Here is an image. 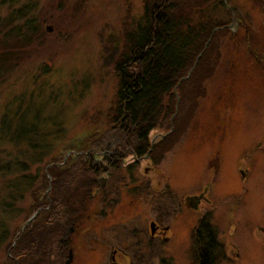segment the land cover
I'll use <instances>...</instances> for the list:
<instances>
[{
  "label": "rangeland",
  "instance_id": "374dc122",
  "mask_svg": "<svg viewBox=\"0 0 264 264\" xmlns=\"http://www.w3.org/2000/svg\"><path fill=\"white\" fill-rule=\"evenodd\" d=\"M224 1L231 13L228 26L234 40L219 36L220 60L197 105L190 109L191 117L187 123L184 121V128L161 145L168 130L155 129L150 136L151 145L158 143V153L162 152L158 154L157 178L163 188L159 212L161 220L163 216L171 220L180 209L182 196L202 187L212 177L217 182L216 194L220 195L212 220L218 236L229 245L226 250L232 254L239 251L240 259L235 264H264V232L256 230V225L264 226V153L255 154L251 164L243 168V176L239 168L242 151L250 143L254 147L261 138L258 133L264 130V61L255 60V55L264 59V0ZM143 3L144 0H0V52L7 49L13 53L10 68V63L0 64V116L6 118L0 128L6 126L12 133L17 125L31 122L37 123L41 131H51L47 119L64 123L65 131L56 136L51 153L59 161L67 151L101 153L116 149L126 153L105 122L115 80L104 57L107 46L120 48L123 30L139 19ZM27 22L33 24L35 31L28 30ZM239 106L248 118L247 125H241L246 132L232 125ZM18 107L21 114L16 116ZM221 118L224 121L219 125ZM222 125L226 130H221ZM248 129L256 130L251 131L255 141L248 136ZM16 147L12 141L0 139V159L20 156ZM39 165L42 166L33 164L30 171L36 172ZM130 166L127 180L133 181L139 172L133 170L131 177ZM44 167L38 176H42ZM4 183L0 176V189ZM235 201L241 205L237 211L238 230L228 235L233 228L231 219L225 222L222 216ZM31 203L29 195L20 202L25 211L15 220V226L22 227L27 220ZM88 208L89 203L87 213ZM178 213L184 214L181 210ZM191 215L186 213L184 219ZM195 216L190 219L192 223ZM134 217L129 220L131 226L140 224ZM180 224L177 223V231L182 233ZM77 233L78 229L71 235L72 243L88 245L89 235L85 233L81 243H76ZM180 244L186 246L172 254L176 261L172 264H192L191 244ZM3 251L0 248V257H4Z\"/></svg>",
  "mask_w": 264,
  "mask_h": 264
},
{
  "label": "trees",
  "instance_id": "16d2710c",
  "mask_svg": "<svg viewBox=\"0 0 264 264\" xmlns=\"http://www.w3.org/2000/svg\"><path fill=\"white\" fill-rule=\"evenodd\" d=\"M230 17L223 0H144L139 19L123 30L120 48L106 47L104 62L112 71L115 85L105 122L126 153H158V143L150 142L155 129L168 130L161 145L184 128L191 117L190 109L197 105L220 60L219 36L234 40L228 26ZM31 25L28 30L35 31ZM12 54L7 49L0 52V64H11ZM191 68L189 76L181 79ZM20 109L16 116L21 114ZM5 119L0 116V123ZM34 119L37 122L38 113ZM47 120L51 131H41L31 122L17 125L12 133L6 126L0 128V139L12 141L16 153H21L0 159V176L5 181L0 189V248L4 249L0 264L61 262L63 254L52 250L47 252L45 263L41 250L68 245L67 239L61 242L59 237L72 223L71 217L75 214L73 221L75 217L79 221L87 218L94 185L90 164L81 155L70 156L63 163L53 157L56 136L62 135L65 126ZM35 163L59 164L44 168L38 176L30 171ZM27 195L32 197L28 213L41 209L22 229L14 222L25 211L20 202ZM210 251L203 255L207 264H212Z\"/></svg>",
  "mask_w": 264,
  "mask_h": 264
},
{
  "label": "flooded vegetation",
  "instance_id": "af4514ba",
  "mask_svg": "<svg viewBox=\"0 0 264 264\" xmlns=\"http://www.w3.org/2000/svg\"><path fill=\"white\" fill-rule=\"evenodd\" d=\"M255 60L259 63L264 61L256 55ZM261 72L264 73V71ZM236 112L237 117L233 118L232 125H238L241 131L246 132V129L241 127V125H247L248 121L244 108L239 106ZM223 121L224 118H221L219 125ZM221 130H226L225 126L223 129L222 125ZM251 131L256 132V130L248 129V136L254 137L255 141L256 138L251 134ZM258 134L261 136L255 145L258 150L250 143L240 155L239 168L242 176L244 175L243 168L245 169L246 165L251 164L250 160L254 159L255 154L264 153V130ZM108 150L101 153L94 150H90L91 153L83 151L69 153L67 151L62 156V163L67 160L70 154L83 156V161L90 164L89 169L94 185L88 200L89 210L85 222L81 223L75 217L74 223H71L72 227L66 226L59 237L61 242L65 239L71 240L72 245L42 249L45 263L48 257L47 252L55 250L63 255L61 262L54 264H65L66 261H68L66 264H83L79 260H86L85 264H172L176 262L172 254L186 246L180 244L182 241L191 244L190 251L193 258L190 262L192 264H207L203 255L209 249H211L209 254H211L212 264L221 262L235 264V261L240 259L239 251L232 254L226 250L229 245L224 244V241L218 236L216 225L212 220V211L216 216L220 197L216 194L217 182L213 181L212 177H209L210 179L208 178L209 180L207 179L202 187L182 196L179 200L180 209L171 216V220H166L164 216V220H161L159 197L163 188L157 178L160 162L158 154L160 153L138 155L137 153H120L116 149L111 152ZM128 166L131 167V177L133 170L139 172V177H135L133 181L129 178L127 180ZM250 174L251 172L248 175ZM239 193L238 196H240ZM205 206H207L206 210L202 211ZM240 206L239 202L235 201L226 210V217L222 216L225 222L231 219L230 227L233 228L232 232L228 230V235L233 234L236 229L238 230L237 211ZM180 210L184 213L183 215L178 213ZM186 213L196 214L193 223L190 221L193 215L184 219ZM135 215H137L136 218ZM133 217L134 221L137 220L140 224L129 225V220ZM174 218H177V223H181L179 226L183 229L182 233L177 231V223L174 222ZM76 229L80 232L77 233L79 236L76 243H81L82 236L87 233L89 235L88 245L81 246V244L74 245L72 243L71 235L73 236ZM257 229L264 232V226L258 224L256 225Z\"/></svg>",
  "mask_w": 264,
  "mask_h": 264
},
{
  "label": "water",
  "instance_id": "95a60500",
  "mask_svg": "<svg viewBox=\"0 0 264 264\" xmlns=\"http://www.w3.org/2000/svg\"><path fill=\"white\" fill-rule=\"evenodd\" d=\"M224 3H225V1H224ZM226 6H227V4H226ZM228 7V6H227ZM229 8V7H228ZM231 12H232V14H233V19H234V16H235V13L231 10ZM46 29L49 31L50 30V27L48 26V27H46ZM191 70H192V68L189 70V72H188V75L187 76H185V77H183V78H181V79H185V78H187L188 76H189V74H190V72H191ZM179 100V97H177V101ZM53 164H57V163H49V164H47L46 166H45V169L46 168H48V167H50V166H52ZM41 169V166H37V168H36V174H38V172H39V170ZM40 209H37L36 211H34L29 217H28V219L23 223V225H22V229L26 226V224H28L35 216H36V214L38 213V211H39ZM66 263H68V261H66ZM65 263V264H66Z\"/></svg>",
  "mask_w": 264,
  "mask_h": 264
}]
</instances>
